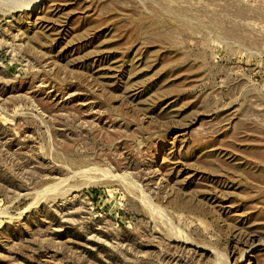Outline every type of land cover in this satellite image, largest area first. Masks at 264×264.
Listing matches in <instances>:
<instances>
[{"label": "rangeland", "instance_id": "374dc122", "mask_svg": "<svg viewBox=\"0 0 264 264\" xmlns=\"http://www.w3.org/2000/svg\"><path fill=\"white\" fill-rule=\"evenodd\" d=\"M0 0V264H264V0Z\"/></svg>", "mask_w": 264, "mask_h": 264}, {"label": "bare ground", "instance_id": "6f19581e", "mask_svg": "<svg viewBox=\"0 0 264 264\" xmlns=\"http://www.w3.org/2000/svg\"><path fill=\"white\" fill-rule=\"evenodd\" d=\"M42 0H36L34 1V4L31 7V12L35 11L36 8H39L40 5H42Z\"/></svg>", "mask_w": 264, "mask_h": 264}]
</instances>
